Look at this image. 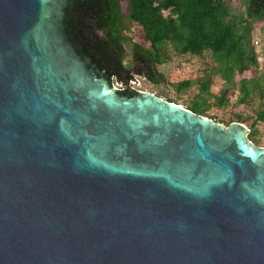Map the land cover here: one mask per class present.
<instances>
[{"label":"water","instance_id":"1","mask_svg":"<svg viewBox=\"0 0 264 264\" xmlns=\"http://www.w3.org/2000/svg\"><path fill=\"white\" fill-rule=\"evenodd\" d=\"M75 1L0 0V264H264V147L117 89Z\"/></svg>","mask_w":264,"mask_h":264},{"label":"trees","instance_id":"2","mask_svg":"<svg viewBox=\"0 0 264 264\" xmlns=\"http://www.w3.org/2000/svg\"><path fill=\"white\" fill-rule=\"evenodd\" d=\"M130 23L142 29L145 44L126 36ZM66 26L78 52L89 56L90 66L99 75L104 73L109 80L114 76L127 81L131 76L129 69L133 66L148 79L164 80L158 65L168 59L169 45L184 54L211 52L217 62L213 71L219 72L232 86L237 85L236 72L243 73L252 67L258 72L262 68L259 74L243 77L239 87L237 85L241 103L252 95L260 100V109L249 133V137L255 139L256 123L264 121V63L261 66L259 60L264 53V37H258L260 40L255 39L258 41L255 43L251 33L255 26L264 32V0H246L245 16L233 13L229 0H76L68 11ZM126 44L130 47L129 64L125 62ZM258 45L263 51L256 53L254 49ZM193 84L194 80L183 79L174 86L181 92ZM230 88L226 86L219 95H214L218 105L229 101ZM210 89L211 79L204 80L198 98L187 108L213 118L206 114L208 97L212 95ZM121 92L128 96L137 94L128 90ZM167 100L177 103L171 98ZM246 120L237 114L235 120L218 122L229 125Z\"/></svg>","mask_w":264,"mask_h":264},{"label":"rangeland","instance_id":"3","mask_svg":"<svg viewBox=\"0 0 264 264\" xmlns=\"http://www.w3.org/2000/svg\"><path fill=\"white\" fill-rule=\"evenodd\" d=\"M229 3L231 4L233 13L244 16L246 15V0H229ZM126 36L132 38L134 41L145 44V41L142 38V29L135 23H130V27L126 31ZM251 37L253 41L255 39L258 40L259 38L264 37V32L255 26L252 30ZM168 48V59L163 64L158 65V70H160L165 76L164 80L148 79L143 75L135 73L134 77L137 81L130 78L129 86L135 90L149 91L155 93L156 95H161V97L165 99L171 98L177 103L188 107L190 103L198 98L197 96L200 94L201 83L206 79H211L210 90L212 95L208 97V111L206 114L208 116H213L215 121H223L224 123L237 119V114H241L247 119L242 123L249 129L250 133L251 124L254 120H256L257 111L260 109V100L256 95H252L248 97L245 103H241L239 101L241 97L238 88L239 81L243 77H252L259 74L262 68H260L261 70L258 72L254 67L243 73L236 72L235 80L238 87L237 85L232 86L224 81L219 72L213 71L217 62L211 52L207 51L202 55H193L180 53L171 45H169ZM254 50L256 53H258L259 50L263 51L261 45H258L257 49L255 47ZM126 51L127 54L125 62L129 64L130 47L128 44H126ZM259 60L262 66L264 63V53L263 56H259ZM183 79H192L194 80V84L190 89L178 92L175 89L174 84ZM112 83L117 87V89L126 88V82L124 80H117V77H112ZM226 86L231 87L228 92L229 101L224 105H218L215 96L219 95L220 90ZM199 100L201 101L202 99L200 98ZM255 128L257 129L255 139L249 138L255 144L264 147V121H257Z\"/></svg>","mask_w":264,"mask_h":264},{"label":"built area","instance_id":"4","mask_svg":"<svg viewBox=\"0 0 264 264\" xmlns=\"http://www.w3.org/2000/svg\"><path fill=\"white\" fill-rule=\"evenodd\" d=\"M256 43H258V41H256Z\"/></svg>","mask_w":264,"mask_h":264},{"label":"bare ground","instance_id":"5","mask_svg":"<svg viewBox=\"0 0 264 264\" xmlns=\"http://www.w3.org/2000/svg\"><path fill=\"white\" fill-rule=\"evenodd\" d=\"M246 133V132H245Z\"/></svg>","mask_w":264,"mask_h":264}]
</instances>
